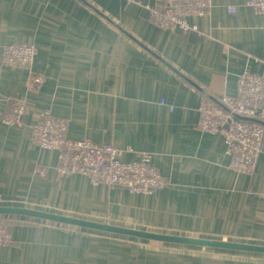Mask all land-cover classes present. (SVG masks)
Returning a JSON list of instances; mask_svg holds the SVG:
<instances>
[{
	"label": "crops",
	"instance_id": "obj_1",
	"mask_svg": "<svg viewBox=\"0 0 264 264\" xmlns=\"http://www.w3.org/2000/svg\"><path fill=\"white\" fill-rule=\"evenodd\" d=\"M195 18L199 30L184 31L159 26L128 0H0L2 205L264 244V151L254 174L239 172L224 135L198 123L204 97L235 94L244 70L264 72V13L247 0H212ZM10 41L37 45L32 66L46 76L39 91L26 89L29 67L3 61ZM11 96L30 104L22 126L2 121ZM48 110L67 119L70 137L131 146L129 160L150 153L168 186L132 192L80 172L61 176L59 151H39L29 136ZM20 216L0 264H264L262 252Z\"/></svg>",
	"mask_w": 264,
	"mask_h": 264
},
{
	"label": "built area",
	"instance_id": "obj_2",
	"mask_svg": "<svg viewBox=\"0 0 264 264\" xmlns=\"http://www.w3.org/2000/svg\"><path fill=\"white\" fill-rule=\"evenodd\" d=\"M141 6L147 16L162 27H179L184 31L199 30L195 17L205 14L212 0H128ZM247 4L264 13V0H247ZM233 12L236 6H230ZM230 45H225L229 51ZM38 47L33 42L10 41L3 49L6 64L29 67L26 89L37 92L46 81L44 73L33 68ZM165 103V101H163ZM174 108V105L171 106ZM26 98L11 96L2 121L22 126L29 113ZM235 113L264 119V72L242 71L238 76L235 94L224 92L221 98L204 97L199 104V126L206 131L221 132L228 144L230 167L248 175L255 173L264 151V124L260 121L237 119ZM69 122L50 110L30 126L29 136L39 148L59 151L58 171L61 176L80 172L94 184L108 183L132 192L164 189L167 180L150 153L137 159H125L126 151L114 142H99L92 138H73L68 135ZM4 197L0 194V205ZM12 232L0 223V246L10 245Z\"/></svg>",
	"mask_w": 264,
	"mask_h": 264
},
{
	"label": "water",
	"instance_id": "obj_3",
	"mask_svg": "<svg viewBox=\"0 0 264 264\" xmlns=\"http://www.w3.org/2000/svg\"><path fill=\"white\" fill-rule=\"evenodd\" d=\"M234 115L237 119L255 120V121H260L261 123L264 124V119H260L254 116L242 115L239 113H235ZM0 214H18V215L31 216L39 219L50 220V221L60 222L69 225L87 227L98 231L136 236L139 238H144L149 240L203 245V246L238 249V250L264 253V244L247 243V242L209 238V237H197L190 235L162 233V232L150 231V230L136 228L127 225H121V224L110 223V222H105V221H100L85 217L67 215L54 211L27 207V206L0 205Z\"/></svg>",
	"mask_w": 264,
	"mask_h": 264
},
{
	"label": "trees",
	"instance_id": "obj_4",
	"mask_svg": "<svg viewBox=\"0 0 264 264\" xmlns=\"http://www.w3.org/2000/svg\"><path fill=\"white\" fill-rule=\"evenodd\" d=\"M20 215L18 214H0V223L2 224H6L7 228L11 231L12 230V226L15 224L16 221H18L17 219H25L23 217H19ZM27 217H31V216H27ZM12 232V231H11ZM101 232H105V231H101ZM130 236V235H128ZM130 237H136V236H130ZM138 238V237H136ZM144 239V238H141ZM147 240V239H145Z\"/></svg>",
	"mask_w": 264,
	"mask_h": 264
},
{
	"label": "rangeland",
	"instance_id": "obj_5",
	"mask_svg": "<svg viewBox=\"0 0 264 264\" xmlns=\"http://www.w3.org/2000/svg\"><path fill=\"white\" fill-rule=\"evenodd\" d=\"M14 65H21V64H14ZM39 91V90H38ZM90 138V137H89ZM86 218V217H85ZM91 219V218H90ZM96 220V219H95ZM5 224V223H4ZM6 225V224H5ZM7 226V225H6ZM133 240H135L136 238H132ZM133 240H131V241H133ZM135 242H140V240H135ZM133 246H131L132 247V252L131 253H133V255L135 256L136 255V253L138 252V250H137V248H136V250H135V248H133V247H135V245H138V244H132ZM130 253V254H131ZM251 257V256H250Z\"/></svg>",
	"mask_w": 264,
	"mask_h": 264
}]
</instances>
